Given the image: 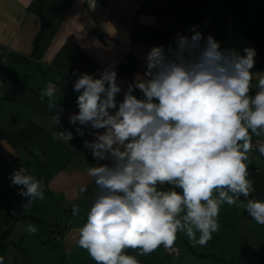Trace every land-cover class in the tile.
Masks as SVG:
<instances>
[{
  "label": "clouds",
  "instance_id": "1",
  "mask_svg": "<svg viewBox=\"0 0 264 264\" xmlns=\"http://www.w3.org/2000/svg\"><path fill=\"white\" fill-rule=\"evenodd\" d=\"M191 31L190 37L178 35L167 51L151 48L145 73L128 84L122 102L111 66L99 78L79 74L74 84L79 112L69 122L104 130L84 141L97 161L87 169L97 191L77 240L96 264H139L125 249L144 256L161 245L171 248L177 233L206 245L219 229L221 205H236L255 191L246 161L253 135L264 134V75L250 94L256 52L222 51L212 35L201 43L196 26ZM57 91L49 84L41 92L50 110L58 107ZM76 133L84 135L81 128ZM53 138L69 142L73 133L59 131ZM258 151L264 155V143ZM10 179L23 186L24 209L44 199L43 181L22 168ZM86 191L81 185L79 194ZM240 207L264 225V202L247 199ZM79 211L73 205V215ZM27 231L35 234L37 228L29 224Z\"/></svg>",
  "mask_w": 264,
  "mask_h": 264
},
{
  "label": "crops",
  "instance_id": "2",
  "mask_svg": "<svg viewBox=\"0 0 264 264\" xmlns=\"http://www.w3.org/2000/svg\"><path fill=\"white\" fill-rule=\"evenodd\" d=\"M212 18L208 0L201 8L179 10L171 0H161L157 8L152 0H0V256L5 264H96L77 240L97 191L87 174L97 161L84 141L104 130L69 122L79 112L74 84L79 74L99 78L111 66L122 88L116 100L122 102L128 84L145 73L153 46L167 51L178 35L190 37L193 26L203 43ZM260 75L264 70L254 72L250 94L258 90ZM49 84L58 89V107L51 110L48 98L41 99ZM133 95L142 98L138 89ZM59 131L72 132L73 139H54ZM254 138L264 143V134ZM246 163L255 191L236 205H221L219 229L206 245H193L177 233L178 257L161 246L144 256L131 248L125 254L139 264H264V225L240 207L247 199L264 202V155L257 150ZM12 164L43 181L44 199L29 209L19 194L23 186L11 183ZM81 185H87L83 194ZM73 205L80 209L75 216ZM29 224L36 226L35 234L27 231Z\"/></svg>",
  "mask_w": 264,
  "mask_h": 264
},
{
  "label": "trees",
  "instance_id": "3",
  "mask_svg": "<svg viewBox=\"0 0 264 264\" xmlns=\"http://www.w3.org/2000/svg\"><path fill=\"white\" fill-rule=\"evenodd\" d=\"M106 1L108 0H102ZM171 2L176 10L204 6V0ZM211 3L213 6L211 35L219 42L220 49L222 51L235 49L243 54L245 47L252 48L256 52L253 73L264 70V0H259L253 16L250 15L253 0H211ZM75 102L78 107L77 100Z\"/></svg>",
  "mask_w": 264,
  "mask_h": 264
},
{
  "label": "built area",
  "instance_id": "4",
  "mask_svg": "<svg viewBox=\"0 0 264 264\" xmlns=\"http://www.w3.org/2000/svg\"><path fill=\"white\" fill-rule=\"evenodd\" d=\"M154 6L157 8L160 6V2L161 0H152ZM2 59H6V56H4ZM261 143V141L257 138L252 139V148L250 150V152L248 153V156H254V154L257 152L258 150V145ZM23 169L24 172H26L25 167L23 165H19V164H12L11 166V172L12 174L20 169ZM57 240H60V236L57 237ZM162 249L164 250V252H166L168 255L171 256H178L179 253V249L175 246H172L171 248H165L163 245H161ZM259 250L257 249V252ZM249 261H253V258H250Z\"/></svg>",
  "mask_w": 264,
  "mask_h": 264
},
{
  "label": "rangeland",
  "instance_id": "5",
  "mask_svg": "<svg viewBox=\"0 0 264 264\" xmlns=\"http://www.w3.org/2000/svg\"><path fill=\"white\" fill-rule=\"evenodd\" d=\"M211 4V0H208ZM258 3H259V0H253V3H252V6H251V9H250V15L253 16L255 11H256V8L258 6Z\"/></svg>",
  "mask_w": 264,
  "mask_h": 264
}]
</instances>
